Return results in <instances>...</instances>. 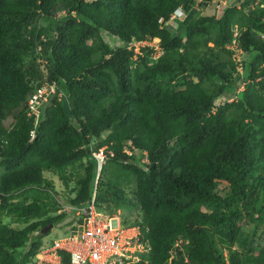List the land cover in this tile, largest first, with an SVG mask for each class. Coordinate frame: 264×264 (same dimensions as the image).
<instances>
[{
  "label": "trees",
  "instance_id": "trees-1",
  "mask_svg": "<svg viewBox=\"0 0 264 264\" xmlns=\"http://www.w3.org/2000/svg\"><path fill=\"white\" fill-rule=\"evenodd\" d=\"M210 1L0 0V264H28L46 234L40 230L64 216H47L57 202L44 171L66 188L73 182L69 204L90 197L92 138L95 148L114 152L96 184L101 197L143 214L134 222L150 250L128 264H264V0L233 1L218 17L201 15ZM58 5L63 18L55 15ZM178 6L185 18L171 30L162 23ZM38 22L49 31H27ZM234 26L246 62L241 76L226 48ZM153 37L160 57L151 62L146 47L133 59L127 43ZM29 51L39 54L45 74L24 66ZM240 78L246 81L239 99L217 104ZM44 80L55 81L62 94L35 125L25 103ZM126 144L146 151L148 163L124 152ZM128 182L135 185L133 200L121 187ZM178 238L188 243L186 260L170 258ZM28 240V249L17 251ZM257 249L259 263L250 260ZM61 256L69 264L68 254Z\"/></svg>",
  "mask_w": 264,
  "mask_h": 264
},
{
  "label": "built area",
  "instance_id": "built-area-1",
  "mask_svg": "<svg viewBox=\"0 0 264 264\" xmlns=\"http://www.w3.org/2000/svg\"><path fill=\"white\" fill-rule=\"evenodd\" d=\"M159 21L161 22L162 19ZM165 23L168 25L175 24L174 16ZM237 34L235 28L234 37L226 46L235 54L236 52L237 54L240 53ZM158 41L156 38L133 40L128 44V48H132L135 53H138L140 48L145 45L153 46L154 50H158ZM238 70L240 73L243 72L240 62ZM55 94L57 97L61 96V92H58L57 83L55 81H43L28 96L25 111L28 116H33L35 125L44 104ZM35 131V129L30 130V134L34 135ZM113 155V151L106 146L92 150L91 156L96 162L97 173ZM72 209L75 222L60 237L42 242L32 259L35 264H61L60 251L68 253L69 264H120L123 260H138L139 255L148 250V244L142 239L139 227L122 224L117 217L101 208L95 193L85 204ZM113 221L116 222L115 225Z\"/></svg>",
  "mask_w": 264,
  "mask_h": 264
},
{
  "label": "rangeland",
  "instance_id": "rangeland-1",
  "mask_svg": "<svg viewBox=\"0 0 264 264\" xmlns=\"http://www.w3.org/2000/svg\"><path fill=\"white\" fill-rule=\"evenodd\" d=\"M233 1H239L236 3H241L244 2L245 0H211L206 6L200 7L199 11L201 15H214L215 17H218L219 14L221 13V11L228 5L231 3H234ZM258 2V0H252L250 2V6H254L255 3ZM237 4V5H238ZM55 15L57 18H63L66 15V11L63 8L62 5H58L55 9ZM33 26H38V27H43L47 32L49 31L50 27L48 24L44 23V22H38V23H32L28 28L27 31H29ZM166 27H169L167 24H165ZM177 26H170L169 29L174 30V28H176ZM107 41H111V40H107ZM155 42H157V40H155ZM230 50V49H229ZM146 50H143V53L145 54ZM231 53V57L233 59H235L234 61L239 63L241 62V64H243L244 66H246V62L243 59V55L241 54H235V52L233 50H230ZM151 52V51H150ZM148 52V57L149 60L152 58V56L154 55L153 52ZM235 54V55H234ZM255 52H252V55H254ZM39 54L36 51H29L26 52L24 54V66L29 67V66H35L37 67L41 73L45 74V66L43 61H40V57ZM36 58V59H35ZM133 58V59H137ZM151 61V60H150ZM247 71V70H246ZM245 77V75H244ZM179 81H182V79H180ZM245 79H238V84H244L245 83ZM21 107L17 109L13 110L12 112H10L7 117L3 120V123L5 125V127L10 128L11 125L14 122V115L16 113H18L20 111ZM108 133V130H104L101 133V137L105 136ZM92 145H96L98 139L96 138H92ZM129 143V142H127ZM126 150L131 151V153H134L135 155L139 156V161L145 165L148 163V158H147V153L142 152L139 149H134L131 146H129V144H126ZM108 165V162L106 164L103 165V168H105ZM44 177H46L47 179H50L51 181H53V190L51 191V195L53 197V199L57 202L56 204L52 205L53 206V211L48 212L47 216H54L57 215L59 213H62L64 216L63 218L59 221L58 224L54 225V227L49 228L46 232H49L48 235L43 236L42 241H49L48 239H52V238H56V237H60L62 234H64V232H66L68 230V227L70 225H72L75 221L74 218V214L73 211L71 210L72 205L69 204V198L73 197V193L71 192V188L73 186V182H71L69 184V187H65L63 185V183L58 179L57 176H55L53 173H51L50 171H44L43 172ZM102 179V173H100L99 176V180ZM123 191H124V195L129 199V200H133V189L135 187L134 182H128V183H124L121 185ZM227 189L226 183L225 182H220V184L218 185V190L220 192H223ZM101 190H97V197L99 196L100 199V203L103 204L105 206V208H107L111 213L118 215L121 219L125 220V221H131L132 219H140L142 218V211L140 209H135V208H131L128 206H122V207H116L115 203H114V196H111L109 198V200H105L101 197ZM98 199V198H97ZM127 204V202H126ZM3 221L7 224H9L10 226H14V227H23L25 226V224L23 223H17L14 222L11 218L9 217H4ZM31 221H35V220H30ZM239 224H241L245 230H251L252 228V223L248 222L246 219H242L240 221H238ZM113 224L115 225L116 222L113 221ZM263 226H260L257 230V233L259 234L260 231L262 230ZM30 241H28L26 243V245L22 248H19L17 251L20 250H27V247L29 246ZM187 250H188V243L186 241H184L182 238H178L175 243L172 246L171 249V256L172 258L175 257L176 255H179L181 258H183L184 260H186V255H187ZM258 253V249L251 255L250 260L254 261L255 263H259L260 258L257 255ZM169 262V261H168Z\"/></svg>",
  "mask_w": 264,
  "mask_h": 264
},
{
  "label": "clouds",
  "instance_id": "clouds-1",
  "mask_svg": "<svg viewBox=\"0 0 264 264\" xmlns=\"http://www.w3.org/2000/svg\"><path fill=\"white\" fill-rule=\"evenodd\" d=\"M196 1V3H198L200 0H195ZM258 2H259V0H258ZM257 3V2H256ZM172 16H174V18H175V24H172V25H168L169 27L170 26H177V23H178V21H181V20H183L184 18H185V11H184V9L181 7V6H178L177 8H175L173 11H172V13L170 14V16H169V18L165 21V22H168L169 21V19L172 17ZM165 22H161L162 24H163V26H165ZM237 29V27L236 26H234L233 28H232V30H233V32H232V34H233V37H234V29ZM237 32H238V29H237ZM237 37H238V34L236 35ZM233 37H232V39H233ZM153 38H156V39H158L159 40V38L158 37H153ZM153 38H151V39H153ZM146 39H148V38H146ZM231 39V40H232ZM133 40H135V39H133ZM133 40H131V41H133ZM145 40V39H144ZM230 40V41H231ZM238 42V41H237ZM131 43V42H130ZM230 43V42H229ZM229 43H227L226 44V46L229 44ZM128 44L129 43H127V49H131V50H133L132 48H128ZM158 46H159V49L158 50H154L153 49V46L151 47V46H148V45H145V46H143V47H141L140 48V51L138 52V53H135L134 51H133V58H136V57H138V56H142L144 53H143V49L144 48H146V47H149L151 50V52H153L154 53V55L152 56V58H151V62H155L159 57H160V55H161V47H160V40L158 41ZM227 48V47H226ZM238 48H239V50H240V53L239 54H241L242 53V49L239 47V45H238ZM150 52V53H151ZM233 59V58H232ZM233 60H235V59H233ZM235 62V61H234ZM235 64H236V71H237V75H239V76H241L245 71H246V66H244L243 64H241V62H240V64H241V66H242V69H243V72L242 73H240L239 72V70H238V67H239V63H237V62H235ZM241 79V78H240ZM44 81H48V80H44ZM49 82H51V81H49ZM40 85V84H39ZM58 85V84H57ZM243 88H244V84H238L237 83V85H236V87L234 88V91L232 92V93H226V92H223L220 96H219V98L216 100V102H217V104H225V103H230V102H232V101H236L237 99H239V95H240V93L242 92V90H243ZM61 92V90H59V86H58V92ZM61 94H62V92H61ZM54 96H57V94H55V95H53L51 98H53ZM61 97V96H60ZM60 97H57V99H59ZM50 98V99H51ZM229 98H232L231 100H228ZM50 99L44 104V106H46L48 103H49V101H50ZM43 106V107H44ZM35 133H36V131H35ZM35 135V134H34ZM34 135H31L30 134V132H29V136H30V138H33L34 137ZM106 146V145H105ZM101 147H103V146H101ZM107 147V146H106ZM100 147H98V148H95V146L94 145H92V142L90 143V145H89V149H90V156H91V152H92V150H97V149H99ZM108 148V147H107ZM109 149V148H108ZM111 150V149H110ZM113 151V150H112ZM123 151L124 152H126V153H131V151H127L126 150V147L124 146V148H123ZM142 152H146V151H142ZM114 153V152H113ZM147 153V152H146ZM114 156V155H113ZM92 157V156H91ZM93 158V157H92ZM93 160H94V158H93ZM95 161V160H94ZM106 163V162H105ZM104 163V164H105ZM103 164V165H104ZM103 165L101 166V168H100V170H99V172L97 173V165H96V162H95V178H94V182H95V187H94V189H93V192L91 193V195H90V197L92 196V194L93 193H95V197H96V200H97V202H98V204H99V206L101 207V208H103L104 210H106L107 212H109L110 214H112V215H114L115 217H117L119 220H120V222L122 223V224H129V225H137L138 227H139V229H140V226H139V224L138 223H136V222H134L135 221V219H132L131 221L129 220V221H125V220H123V219H121L118 215H116V214H113V213H111L107 208H105V206L103 205V204H101L100 203V201L97 199L98 197H97V189H96V184H97V182H98V180H99V176H100V173H101V170H102V167H103ZM90 197L83 203V204H85L89 199H90ZM83 204H81V205H83ZM81 205H79V206H81ZM74 207H77V206H73L72 205V208H74ZM71 208V210L73 211V209ZM73 214H74V212H73ZM75 218V217H74ZM137 221H140V219H137ZM75 222V221H74ZM52 227H54V225L52 226ZM39 231H34L33 232V234L32 235H36L37 233H38ZM40 232H41V230H40ZM48 233L49 232H46V234L45 233H42V234H45L44 236H46V235H48ZM140 233H141V237H142V239L144 240V241H146L147 242V244H148V250L146 251V252H144V253H142V254H140L139 255V258H138V260H134V261H127V260H123V262H121L120 264H128V263H135V262H137V261H139V259L141 258V255H143V254H145V253H148L149 252V250H150V243H149V241L146 239V238H144V236L142 235V232H141V229H140ZM43 238V237H42ZM42 238H41V243H40V245H39V247L41 246V244H42ZM28 241H30V240H28ZM27 241V242H28ZM39 247H38V249H37V251H36V253L38 252V250H39ZM27 249H28V247H27ZM65 252V251H64ZM36 253L31 257V259H30V262L28 263V264H35L33 261H32V259L35 257V255H36ZM66 253V252H65ZM68 254V253H67ZM60 255H61V251H60ZM68 257H69V255H68ZM170 258H172V256H170ZM70 260V259H69ZM61 264H62V256H61Z\"/></svg>",
  "mask_w": 264,
  "mask_h": 264
},
{
  "label": "water",
  "instance_id": "water-1",
  "mask_svg": "<svg viewBox=\"0 0 264 264\" xmlns=\"http://www.w3.org/2000/svg\"><path fill=\"white\" fill-rule=\"evenodd\" d=\"M53 226L52 223H49L47 225H45L42 229H41V233H46V231L51 228Z\"/></svg>",
  "mask_w": 264,
  "mask_h": 264
}]
</instances>
